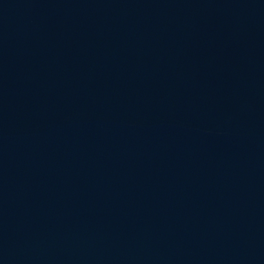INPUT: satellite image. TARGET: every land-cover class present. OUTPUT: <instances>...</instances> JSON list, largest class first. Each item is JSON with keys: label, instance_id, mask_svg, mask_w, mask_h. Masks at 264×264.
I'll list each match as a JSON object with an SVG mask.
<instances>
[{"label": "water", "instance_id": "95a60500", "mask_svg": "<svg viewBox=\"0 0 264 264\" xmlns=\"http://www.w3.org/2000/svg\"><path fill=\"white\" fill-rule=\"evenodd\" d=\"M0 264H264V0H0Z\"/></svg>", "mask_w": 264, "mask_h": 264}]
</instances>
